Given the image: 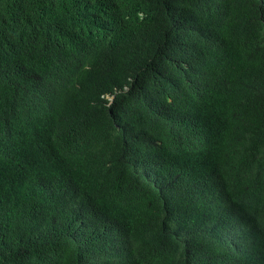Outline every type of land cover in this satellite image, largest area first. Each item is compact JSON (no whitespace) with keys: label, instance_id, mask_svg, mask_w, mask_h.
<instances>
[{"label":"trees","instance_id":"16d2710c","mask_svg":"<svg viewBox=\"0 0 264 264\" xmlns=\"http://www.w3.org/2000/svg\"><path fill=\"white\" fill-rule=\"evenodd\" d=\"M0 264H264V0H0Z\"/></svg>","mask_w":264,"mask_h":264}]
</instances>
